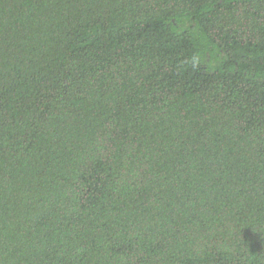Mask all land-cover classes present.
<instances>
[{
	"label": "trees",
	"instance_id": "1",
	"mask_svg": "<svg viewBox=\"0 0 264 264\" xmlns=\"http://www.w3.org/2000/svg\"><path fill=\"white\" fill-rule=\"evenodd\" d=\"M0 264H264V0H0Z\"/></svg>",
	"mask_w": 264,
	"mask_h": 264
}]
</instances>
